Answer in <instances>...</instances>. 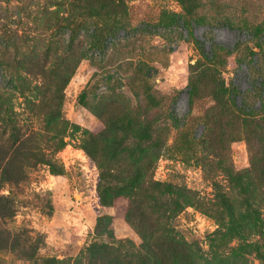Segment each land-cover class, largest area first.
<instances>
[{
  "label": "rangeland",
  "instance_id": "374dc122",
  "mask_svg": "<svg viewBox=\"0 0 264 264\" xmlns=\"http://www.w3.org/2000/svg\"><path fill=\"white\" fill-rule=\"evenodd\" d=\"M68 1L0 0V37L10 32L30 35L38 52L43 39L52 37L62 55L55 78L67 124L57 136L66 143L56 155L57 170L40 164L31 170L29 181L15 189L18 211L8 222L12 229L25 227L43 236L39 256L52 260L49 264L73 262L96 239L103 216L111 218L106 229L111 235L102 232L106 239L142 241L119 209L123 200L115 207L100 200V169L84 148L85 132L102 126L100 112L124 115L135 136L147 129L154 137L165 136L162 154L157 162L155 158V179L186 185L214 200L213 184L197 160L200 145L189 144L186 136L202 137L203 116L215 101L205 89L191 105L189 83L199 63L214 62L219 73L236 84L238 105L248 109L260 104L253 77L264 73V0H194L190 11L180 0H92L88 17ZM68 16L70 21H64ZM101 27H106L103 36ZM73 34L76 40L70 47ZM12 54V47L0 46V93L22 120L45 129L43 110L26 102H38L39 94L23 89L18 80L22 70L6 63ZM36 83L39 80L33 79ZM158 99L160 106L155 105ZM115 137L126 138L121 132ZM147 152L152 163L156 147ZM230 156L238 169L250 165L244 137L231 142ZM8 188L3 192L9 193ZM255 204L260 214L248 213L243 205L237 213L244 217L236 219L227 209L215 216L213 210L187 206L172 224L197 242L203 264H264V202ZM2 257L3 264H34L13 252Z\"/></svg>",
  "mask_w": 264,
  "mask_h": 264
},
{
  "label": "trees",
  "instance_id": "16d2710c",
  "mask_svg": "<svg viewBox=\"0 0 264 264\" xmlns=\"http://www.w3.org/2000/svg\"><path fill=\"white\" fill-rule=\"evenodd\" d=\"M180 1L190 11L194 0ZM68 2L83 9L82 16H90L88 5L93 3L92 0ZM62 18L70 21L69 16ZM105 29L100 28V36ZM73 31L77 32L76 29ZM108 31H111L110 27ZM35 40L30 35L12 32L0 37V46L12 47L14 53L6 63L16 71L22 70V75L26 76L18 79L25 84L23 89L39 94L38 102L29 98L26 102L30 107L40 106L45 127L37 129L27 119L22 120L21 114L0 93V264L4 262L2 253L5 252H13L18 258L31 260L34 264L52 262L39 256L45 243L40 233L34 234L25 227L12 229L8 226L18 211L15 189L26 184L31 170L40 164H48L57 170L56 155L66 143L57 136V131L67 124L61 110V85L56 84L58 79L55 78L62 55L56 51L52 37L43 39L41 52L37 51ZM75 40L76 34H73L70 47L74 46ZM83 56V50H80V57ZM78 62L72 65L74 70ZM219 72L214 62L199 63L198 73L189 83L190 104L205 89L213 96L215 104L203 116L202 137L186 136L189 144L200 145L197 160L213 184L214 200H206L198 190L186 185L155 179L154 169L162 154L165 136L154 137L148 129L135 136L133 127L126 125L124 115L100 112L102 126L99 130L85 132L84 144L100 169V200L110 207H115L117 200H123L119 209L142 241L135 244L128 240L106 239L102 232L111 235L110 230H106L111 218L103 216L97 225L96 239L89 242L73 262L63 260L59 264H203L197 242L186 239L172 224L180 212L187 206H195L213 210L216 216L227 209L231 218L236 219L244 217L238 215L237 209L245 205L248 213L260 214L255 203L264 202V73L253 77V88L260 104L247 109L237 103L236 84L228 82ZM67 78L64 76V81ZM33 79L39 83L33 85ZM161 103L158 99L155 105ZM164 131L166 133L165 127ZM117 132L126 138H116ZM243 137L250 147V165L238 169L231 160L230 144ZM153 145L156 155L151 163L147 151ZM7 186L9 193H4Z\"/></svg>",
  "mask_w": 264,
  "mask_h": 264
}]
</instances>
